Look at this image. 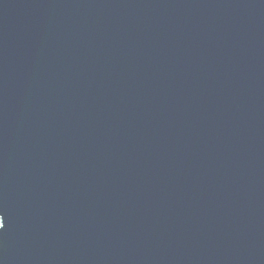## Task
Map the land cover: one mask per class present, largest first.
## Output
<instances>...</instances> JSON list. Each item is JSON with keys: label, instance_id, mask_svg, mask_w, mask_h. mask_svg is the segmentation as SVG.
I'll list each match as a JSON object with an SVG mask.
<instances>
[{"label": "water", "instance_id": "obj_1", "mask_svg": "<svg viewBox=\"0 0 264 264\" xmlns=\"http://www.w3.org/2000/svg\"><path fill=\"white\" fill-rule=\"evenodd\" d=\"M0 264H264V0H0Z\"/></svg>", "mask_w": 264, "mask_h": 264}, {"label": "snow or ice", "instance_id": "obj_2", "mask_svg": "<svg viewBox=\"0 0 264 264\" xmlns=\"http://www.w3.org/2000/svg\"><path fill=\"white\" fill-rule=\"evenodd\" d=\"M4 227V224H3V222L2 223H0V228H3Z\"/></svg>", "mask_w": 264, "mask_h": 264}]
</instances>
